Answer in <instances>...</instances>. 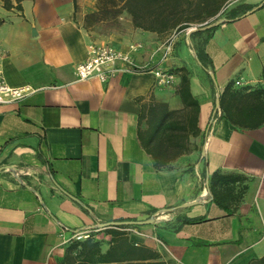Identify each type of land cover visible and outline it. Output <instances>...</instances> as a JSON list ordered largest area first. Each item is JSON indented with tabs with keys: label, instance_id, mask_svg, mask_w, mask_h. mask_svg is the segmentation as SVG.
<instances>
[{
	"label": "crops",
	"instance_id": "crops-1",
	"mask_svg": "<svg viewBox=\"0 0 264 264\" xmlns=\"http://www.w3.org/2000/svg\"><path fill=\"white\" fill-rule=\"evenodd\" d=\"M239 1L256 7L202 33L198 51L195 27L179 32L165 58L156 32L87 29L78 0L0 1V76L23 90L0 102V264H65L68 245L86 238L104 251L109 227L168 264L264 254V123L237 127L219 105L213 115L225 87H264V0ZM92 41L122 51L140 42L131 54L145 67L77 79ZM157 70L172 81L158 82ZM182 78L196 113L178 93ZM84 229L88 237L71 238Z\"/></svg>",
	"mask_w": 264,
	"mask_h": 264
},
{
	"label": "trees",
	"instance_id": "trees-1",
	"mask_svg": "<svg viewBox=\"0 0 264 264\" xmlns=\"http://www.w3.org/2000/svg\"><path fill=\"white\" fill-rule=\"evenodd\" d=\"M0 1L6 9H21V0ZM252 6L239 0H97L96 9L85 15V27L93 30V24L100 20L113 24L117 16L124 12L129 16L133 27L156 32L164 39L172 32L178 34L194 26L195 29L190 32V36L192 39L198 37L194 43L198 51L206 39L200 38L201 34L209 33L215 28L211 26L202 29L203 25L218 17L225 19L239 17ZM197 54L202 61L200 52ZM208 78L213 85L209 75ZM178 93L184 103L193 106L196 113L198 102L190 93L187 79H181ZM219 108L221 116L237 127H258L264 123V87L229 90L227 86L219 96ZM198 132L199 129L195 127L194 135ZM217 174L214 171L211 179ZM222 178L226 179L227 175L223 174ZM180 220L181 223H194L201 218L184 216ZM123 226L125 225H121ZM107 232L111 234V243L106 250H101L100 242L96 239L73 241L68 245L65 264H168L150 246L129 241L124 230L109 227ZM243 264H264V254L251 257Z\"/></svg>",
	"mask_w": 264,
	"mask_h": 264
},
{
	"label": "built area",
	"instance_id": "built-area-1",
	"mask_svg": "<svg viewBox=\"0 0 264 264\" xmlns=\"http://www.w3.org/2000/svg\"><path fill=\"white\" fill-rule=\"evenodd\" d=\"M177 33L172 32L164 40L163 45V57L165 58L171 49V45L174 42ZM141 46L140 42H132L129 44L128 51H122L114 48L107 43L90 42L88 45V55L85 60L79 62L75 66V75L77 79H86L89 77H98L101 80H106L108 77L115 75L118 72L125 70H139L144 68L143 65L135 64L132 51H135ZM2 51L0 49V56ZM120 63H126L127 68L119 65ZM173 79V73L168 70H157V81L162 84H168ZM239 81H236L238 83ZM23 94V90L20 88L10 87L0 76V102H6ZM90 235V229H84L79 231H73L71 238L80 239L88 237Z\"/></svg>",
	"mask_w": 264,
	"mask_h": 264
},
{
	"label": "rangeland",
	"instance_id": "rangeland-1",
	"mask_svg": "<svg viewBox=\"0 0 264 264\" xmlns=\"http://www.w3.org/2000/svg\"><path fill=\"white\" fill-rule=\"evenodd\" d=\"M96 2L97 0H78L77 11H78V14L84 13L83 15L84 25H85V15L88 12L96 9ZM212 22H214V20ZM127 25H132V24H131L129 16L124 12L117 16L116 21L113 24L110 21L100 20V21L95 22L92 28L96 32H111L115 30H121L125 28Z\"/></svg>",
	"mask_w": 264,
	"mask_h": 264
},
{
	"label": "water",
	"instance_id": "water-1",
	"mask_svg": "<svg viewBox=\"0 0 264 264\" xmlns=\"http://www.w3.org/2000/svg\"><path fill=\"white\" fill-rule=\"evenodd\" d=\"M260 4H258L257 6H259ZM256 7V6H255ZM255 7L247 10L244 14H247L249 12H251L252 10L255 9ZM224 20H227L225 18H220V19H217L216 21L214 22H211V23H207L205 25H203L201 28L204 29V28H210L211 26H215L219 23H221L222 21ZM192 29H195V28H192ZM190 29V30H192ZM211 77L212 79H214V76L213 74H211ZM218 105H219V97H216L215 99V108L213 110V115L214 113L216 112L217 108H218ZM187 204H191V203H184L183 205H187ZM154 220L153 217H150V218H147V219H143V220H123V221H108V222H105V223H102L101 225L102 226H107V225H113V224H126V223H129V224H146V223H150Z\"/></svg>",
	"mask_w": 264,
	"mask_h": 264
}]
</instances>
